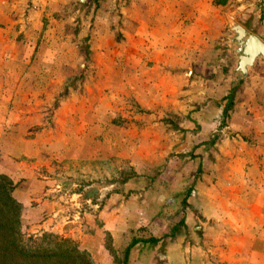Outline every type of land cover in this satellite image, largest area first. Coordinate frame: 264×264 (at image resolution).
<instances>
[{"label": "rangeland", "instance_id": "rangeland-1", "mask_svg": "<svg viewBox=\"0 0 264 264\" xmlns=\"http://www.w3.org/2000/svg\"><path fill=\"white\" fill-rule=\"evenodd\" d=\"M8 2L0 16L8 45L0 49V173L15 184L24 242L44 232L67 237L93 264H242L220 253L227 243L234 249L239 229L209 224L190 199L193 185L211 178H202L201 161L218 137L202 129L209 102L225 105L247 78L233 70L231 32L209 36V22L198 24L197 35H181L192 43L178 45L165 43L172 20L141 26L142 0ZM217 62L229 82L214 100L209 65Z\"/></svg>", "mask_w": 264, "mask_h": 264}, {"label": "crops", "instance_id": "crops-1", "mask_svg": "<svg viewBox=\"0 0 264 264\" xmlns=\"http://www.w3.org/2000/svg\"><path fill=\"white\" fill-rule=\"evenodd\" d=\"M142 2L146 8L144 11L143 7V19L147 18L148 21L147 23L140 21L135 13L141 26L152 24L151 27H156L158 24L165 27L166 22L162 20H172L170 27H175L172 29L173 35L170 34L165 43L171 41L179 45L182 39L187 44L181 35H197L198 24L204 27L207 22L209 36H228L229 26L237 23L264 42V0H142ZM8 3V0H0L1 17L3 9L8 8ZM151 5L154 7L151 8ZM151 15L153 17H150ZM150 18H154L153 21ZM2 31L1 28L0 34ZM6 44L3 37L0 49L7 47ZM178 50L182 48L178 46ZM220 66L223 64L219 62L209 65V74L213 73L215 78L213 76L209 78L211 83L213 82L209 88V97L214 100L223 97L224 92L220 95L216 93L220 87L221 89L227 87L226 84L229 82V75H224L217 69ZM234 93L235 97L222 126H219V119L224 104L218 106L214 105L212 100L209 102V109L206 112L209 114V125L203 126L205 128L202 129H207L210 135L218 137L216 141H209V150L204 152L205 155L202 154L204 158L201 161L206 166L202 178L204 175L208 176L207 173L211 178L203 185H193L190 189L192 196L190 199L195 201L193 208H199L198 213L206 217L209 224L218 228L230 225L239 229L237 242L233 241L234 249L227 243L226 249L220 250L222 257L242 261V264H264L257 260L261 254V258H264V248H261L264 244V59L254 61L253 66L248 69L246 80L236 87ZM200 151L196 152V155H199ZM186 201L189 202V197ZM199 203L200 206L197 205ZM234 211H239L240 219L213 217L214 214H219L218 212L232 214ZM209 212L212 213L210 216ZM246 214L252 218L244 217ZM195 215L191 210L187 213L191 222L197 219ZM198 227L200 225L192 228ZM209 232L212 233L209 234V242L218 237V229ZM214 243L217 241L211 242ZM161 257L159 255V258Z\"/></svg>", "mask_w": 264, "mask_h": 264}, {"label": "trees", "instance_id": "trees-1", "mask_svg": "<svg viewBox=\"0 0 264 264\" xmlns=\"http://www.w3.org/2000/svg\"><path fill=\"white\" fill-rule=\"evenodd\" d=\"M232 87L226 95L223 116L232 103ZM15 188L11 178L0 173V264H93L87 251L80 249L73 240L57 234L44 232L39 239L25 243L21 225V203L14 197ZM125 248L126 260L129 247ZM149 241H155L149 238Z\"/></svg>", "mask_w": 264, "mask_h": 264}, {"label": "water", "instance_id": "water-1", "mask_svg": "<svg viewBox=\"0 0 264 264\" xmlns=\"http://www.w3.org/2000/svg\"><path fill=\"white\" fill-rule=\"evenodd\" d=\"M228 30L231 32L229 44L234 46L236 57L235 71L240 74V80H243L254 61L264 59V42L240 24H232Z\"/></svg>", "mask_w": 264, "mask_h": 264}]
</instances>
